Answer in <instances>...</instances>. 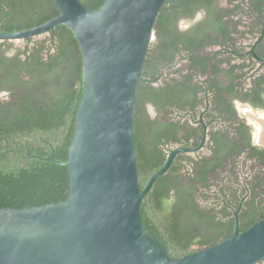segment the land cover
Segmentation results:
<instances>
[{"label": "trees", "instance_id": "trees-1", "mask_svg": "<svg viewBox=\"0 0 264 264\" xmlns=\"http://www.w3.org/2000/svg\"><path fill=\"white\" fill-rule=\"evenodd\" d=\"M80 1L90 10L104 2ZM58 13L53 0H0V31L31 28ZM242 39L257 40L254 50L264 58V0H165L157 14L136 85L140 187L170 149L200 143L203 125L191 118L198 120L199 106L208 105L202 119L211 127L205 149L177 153L142 199L144 226L172 258L229 236L236 211L239 231L264 217V147L250 141L234 108L236 99L264 105V71L254 70ZM83 93L82 54L66 25L0 41V208L67 198L63 162Z\"/></svg>", "mask_w": 264, "mask_h": 264}, {"label": "water", "instance_id": "water-1", "mask_svg": "<svg viewBox=\"0 0 264 264\" xmlns=\"http://www.w3.org/2000/svg\"><path fill=\"white\" fill-rule=\"evenodd\" d=\"M59 13L31 28L0 31L19 41L66 25L75 35L84 65L80 100L67 165L65 200L40 206L0 208V264H257L264 259V217L213 245L172 258L142 222V199L179 152L140 187L134 143L137 80L157 14L165 0H104L88 9L80 0H53ZM253 57L264 63L251 48Z\"/></svg>", "mask_w": 264, "mask_h": 264}, {"label": "flooded vegetation", "instance_id": "flooded-vegetation-1", "mask_svg": "<svg viewBox=\"0 0 264 264\" xmlns=\"http://www.w3.org/2000/svg\"><path fill=\"white\" fill-rule=\"evenodd\" d=\"M198 15H200V14H198ZM197 15V16H198ZM197 16H196V18H197ZM195 18V19H196ZM256 41L257 40H255V41H252V40H245V39H242L241 41H240V43L242 44V45H245V46H247V45H250V47L252 48V47H254V45H255V43H256ZM251 48H250V52H251ZM253 59H254V61H255V66H254V70H257L258 72L257 73H259V72H263L264 71V63H261V62H259V61H257L254 57H253ZM261 65H263V66H261ZM264 73V72H263ZM250 84V82H249V80H248V82L244 85V86H248ZM243 91H245V89L243 90ZM252 102H250V100H248V101H240V100H234V108H235V110L237 111V114L238 115H240L241 116V118L244 120V122L247 124V125H249V127H250V141L254 144V145H256V146H258V147H261V146H263L264 147V136H262L261 138L259 137V135L257 136V130H256V126H255V123H253V122H251V121H249V119L245 116V115H243L241 112H240V110H239V107H244V108H247V109H249L252 113H258V114H260V113H263L264 112V105L262 106V107H259V106H253V104H251ZM149 107H151L152 109H153V112H154V114H156V111H155V108H154V106L152 105V104H148L147 105V108H148V112H149ZM199 108H200V111H199V115H198V120L197 121H193V117H195L194 116V114L193 113H191V118H192V123H193V125L195 126V125H197V123H201L202 124V122H201V119H202V115H203V113H204V111H206L207 109H208V105H206L204 108H202L201 106H199ZM150 113V112H149ZM203 120V119H202ZM204 121V120H203ZM216 123L218 124V126H220V125H225V122H223V121H216ZM204 124L206 125V128H207V134H206V140H205V143H204V145L199 149V150H197V151H202V150H204L205 149V146H206V141H207V139H208V137H209V131H210V126L208 125V123H206L205 121H204ZM203 125V124H202ZM202 139V138H201ZM260 139H261V141H260ZM201 142V141H200ZM196 151H194V152H191V153H195ZM257 264H264V260L261 262V263H257Z\"/></svg>", "mask_w": 264, "mask_h": 264}, {"label": "rangeland", "instance_id": "rangeland-1", "mask_svg": "<svg viewBox=\"0 0 264 264\" xmlns=\"http://www.w3.org/2000/svg\"><path fill=\"white\" fill-rule=\"evenodd\" d=\"M198 17L199 15L197 16V18ZM180 24L183 25V22L181 21ZM239 110L243 115H245L249 119V121L255 123L256 130H257V136L259 135L260 138L264 136V112L260 114L252 113L249 109L244 108V107L243 108L239 107ZM149 112L151 116L155 115L151 107H149Z\"/></svg>", "mask_w": 264, "mask_h": 264}]
</instances>
